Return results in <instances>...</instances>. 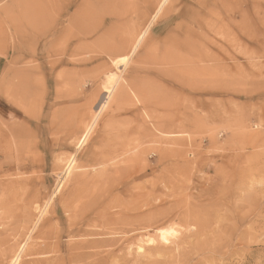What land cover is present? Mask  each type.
I'll use <instances>...</instances> for the list:
<instances>
[{"label":"rangeland","instance_id":"1","mask_svg":"<svg viewBox=\"0 0 264 264\" xmlns=\"http://www.w3.org/2000/svg\"><path fill=\"white\" fill-rule=\"evenodd\" d=\"M4 239L0 264H264V0H0Z\"/></svg>","mask_w":264,"mask_h":264},{"label":"bare ground","instance_id":"2","mask_svg":"<svg viewBox=\"0 0 264 264\" xmlns=\"http://www.w3.org/2000/svg\"><path fill=\"white\" fill-rule=\"evenodd\" d=\"M113 89V88H112ZM110 90V89H109ZM112 92L113 91H109L108 93H109V95H111L112 94ZM92 128H93V125H91V126H89L88 128H87V130H86V132H85V134L83 135V137H82V139L80 140V142H79V144H78V149H80L82 146H84L85 144H86V142H87V140H88V138H89V136H90V133H91V130H92ZM75 159L74 158H72V160L69 162V164L68 165H66V174H70V172L72 171L71 169L73 168L72 166H73V164L75 163V161H74ZM197 211V210H196ZM140 212V211H139ZM139 212H137V213H139ZM141 212H144V210L143 211H141ZM194 212V211H193ZM130 214H132V213H130ZM134 215H136V214H134ZM138 215V214H137ZM126 216H127V213H126ZM135 217H137V216H135ZM129 218V217H128ZM195 220V219H194ZM193 221V220H192ZM208 222V221H207ZM148 223V222H147ZM132 227V226H131ZM134 228V227H133ZM136 228V227H135ZM170 230H171V228H170ZM170 230H169V232L168 231H165V230H162V231H160V234H159V239L161 240V242L163 243V244H168L169 243V238H171V237H169L168 238V235H170L171 233H170ZM174 230H177V229H174ZM33 231V230H32ZM133 233V232H132ZM178 234V233H177ZM177 234H176V236H177ZM52 235V234H51ZM174 236H175V234H173ZM172 237L173 239L174 238H176V237ZM2 238H5V237H2ZM6 240H7V238H5ZM3 240V241H0V247H2L3 246V244H5L6 242V240ZM157 239V238H156ZM154 240V239H153ZM176 240V239H175ZM221 240V239H220ZM143 241V240H142ZM149 242H153L152 240H150ZM160 242V243H161ZM194 243V242H193ZM146 244V243H145ZM203 244V243H202ZM26 245L27 244H24L23 245V247L21 248V250H20V253H18V255L16 256V254H15V258H13L12 259V262H11V264H18L19 263V259H20V255H21V253L25 250V248H26ZM50 245V244H49ZM54 246V245H53ZM162 246V245H161ZM49 247V246H48ZM199 247V246H198ZM44 248V247H43ZM93 249V248H92ZM143 249H144V247H143V244H139V245H137V250L136 251H143ZM36 250V249H35ZM155 250V249H154ZM158 253V252H157ZM93 254H95V252L93 253ZM130 254V253H129ZM148 255V254H147ZM2 256V255H1ZM145 256V255H144ZM3 257V256H2ZM31 264V263H30ZM108 264V263H107Z\"/></svg>","mask_w":264,"mask_h":264},{"label":"crops","instance_id":"3","mask_svg":"<svg viewBox=\"0 0 264 264\" xmlns=\"http://www.w3.org/2000/svg\"><path fill=\"white\" fill-rule=\"evenodd\" d=\"M55 143H58V141L55 140Z\"/></svg>","mask_w":264,"mask_h":264}]
</instances>
